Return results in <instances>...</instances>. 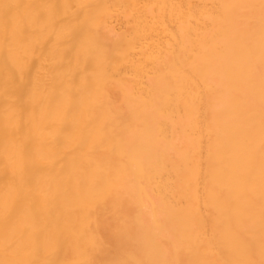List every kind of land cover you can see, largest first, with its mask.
Masks as SVG:
<instances>
[{
	"label": "bare ground",
	"instance_id": "obj_1",
	"mask_svg": "<svg viewBox=\"0 0 264 264\" xmlns=\"http://www.w3.org/2000/svg\"><path fill=\"white\" fill-rule=\"evenodd\" d=\"M0 264H264V0H0Z\"/></svg>",
	"mask_w": 264,
	"mask_h": 264
}]
</instances>
